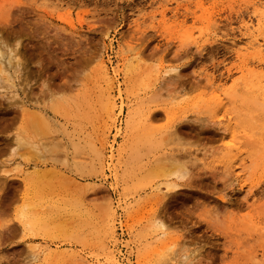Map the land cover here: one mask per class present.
<instances>
[{
	"label": "rangeland",
	"instance_id": "374dc122",
	"mask_svg": "<svg viewBox=\"0 0 264 264\" xmlns=\"http://www.w3.org/2000/svg\"><path fill=\"white\" fill-rule=\"evenodd\" d=\"M2 1L0 264H264V0Z\"/></svg>",
	"mask_w": 264,
	"mask_h": 264
},
{
	"label": "bare ground",
	"instance_id": "6f19581e",
	"mask_svg": "<svg viewBox=\"0 0 264 264\" xmlns=\"http://www.w3.org/2000/svg\"><path fill=\"white\" fill-rule=\"evenodd\" d=\"M1 2H3L2 0H1ZM0 2V5L2 4ZM6 2V1H5ZM4 3V2H3ZM3 8V7H2ZM237 45V44H236ZM249 47H251V48H254L255 46H257V49H256V52L258 53V54H260V53H262L263 51H264V46L263 45H261V44H258V43H256V41L255 40H251L250 42H249ZM2 55V54H1ZM11 56V55H10ZM10 56H9V58H10ZM4 57V56H3ZM1 58V57H0ZM7 58H8V56H7ZM6 58V60H8L6 63H7V65H1V64H3V63H0V81H5V80H12L11 79V75L9 74V72H8V70L10 71L11 70V72H12V70H13V67H14V65H13V63L10 61V59H7ZM4 59L5 58H3V61H4ZM0 61H2V60H0ZM2 61V62H3ZM11 63H12V66H11ZM264 63V62H263ZM9 68V69H8ZM15 71H17L16 69H15ZM14 73V72H13ZM16 73V72H15ZM14 75V74H13ZM248 81V80H247ZM218 85V84H217ZM253 84H251V86H252ZM247 86V85H246ZM214 87V86H213ZM250 87V86H249ZM255 88V87H254ZM258 88H259V86H258ZM257 88V89H258ZM261 88V87H260ZM247 89H249V88H247ZM256 89V88H255ZM256 89V90H257ZM251 91H253V89L251 90ZM261 91V90H260ZM246 93H247V91H246ZM249 94V93H248ZM247 94V95H248ZM219 98V97H218ZM219 101V103H220V105H222L223 106V104H222V99H219L218 100ZM110 108H111V113H112V111L114 112L115 110H114V104H110ZM153 115V114H152ZM226 117H227V114L225 115V117H222V121L223 120H226V121H230V119H226ZM229 118V117H228ZM149 119H152V118H149ZM110 121H112V114L110 115ZM219 123H221V121L219 122ZM227 123L225 122V125H226ZM231 128V127H230ZM229 130L230 129H228V128H225L224 129V132H226V131H228V133H229ZM231 133V132H230ZM229 133V134H230ZM222 137V136H221ZM224 137V136H223ZM110 158V157H109ZM233 172H230V174H232ZM233 176V175H232ZM238 179H239V177L238 176H235V178L233 179V181H235V182H238ZM239 184V183H238ZM240 185V184H239ZM167 186V185H166ZM168 187V186H167ZM240 188H242V185H240L239 186ZM174 187L172 186L170 189H173ZM159 229V228H158ZM161 230V229H160ZM42 254H45V250L44 251H42ZM117 264V263H116Z\"/></svg>",
	"mask_w": 264,
	"mask_h": 264
}]
</instances>
